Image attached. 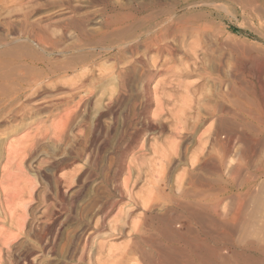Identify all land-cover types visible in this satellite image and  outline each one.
<instances>
[{
    "label": "rangeland",
    "instance_id": "1",
    "mask_svg": "<svg viewBox=\"0 0 264 264\" xmlns=\"http://www.w3.org/2000/svg\"><path fill=\"white\" fill-rule=\"evenodd\" d=\"M34 1L0 0V23L6 18L8 22L9 19H12V23L16 22L12 27L3 25V21L0 25V35L7 36L10 40L8 44L0 45V264H158L164 251L175 248L187 250L185 242L180 239L166 241L167 236L157 218L172 213L175 201L181 200V195L194 194L188 184L190 179L207 175L200 171L192 159H197L202 147H210L207 137L213 125V116L209 113L218 104L228 106L226 108L231 110L230 102L234 100L231 87L237 85L240 102L243 103H239L242 111H246L249 104L254 106V111L258 109L252 101L256 96L264 99V0L211 1L216 4V8L219 7L216 10L219 17H216L212 43L199 47L192 41L187 42L183 50L196 51L195 55L190 53L193 55H190L191 60L194 58L192 61L183 58L181 54L177 56L180 65L177 66L178 70L183 65L188 67L197 62L194 76L155 73L150 79H145L144 68L138 66L136 69L140 71L135 70L127 88H124L127 92L120 89V83L114 74L122 66L129 67L133 59L129 54L119 53L118 59H123L125 63L121 66L114 55L118 52L115 47L120 40H128L132 34L126 33L127 30L121 36L102 32L120 17L124 21L128 17L129 5L134 0H62L64 5L61 7L53 6L56 0H46L47 6L30 18L27 16L33 6L38 7ZM167 1L174 3L173 0ZM147 2L148 0H137L133 2V6H141ZM40 3L45 4L44 0ZM244 6L247 8H243ZM118 15L120 16L117 17ZM42 16H45L44 25L51 34L49 45L52 47L48 45L45 48L47 52L44 53L32 43V38L25 31L26 22L41 20ZM60 20L69 21L63 27L58 25ZM72 20L74 24H71ZM113 29L114 27L111 31ZM82 32L86 34L81 36ZM54 36L58 38L57 41ZM113 46L114 50L110 52L108 47ZM39 59L47 62L41 66L31 63L34 60L38 62ZM148 62L149 65L153 63L151 60ZM140 80L143 82H139ZM83 81L88 83L87 86L92 84L91 87L95 90L83 85ZM186 84L191 90H196V94L190 92L187 95L184 90ZM172 87L176 96L174 99H165L167 102L164 103V109L172 111L169 112L170 116L173 111H180L185 105V110L188 111L185 113V121L189 132L194 130L196 118L206 117L199 128L191 132L192 137L180 145L171 134L175 128L174 116L170 119L166 112L167 114L161 115L162 118L153 117L156 109L154 97L163 98L161 95L165 93L162 92ZM143 90L147 91L146 96ZM119 91L124 92L117 97ZM156 93L157 96L154 95ZM220 99H225V103ZM115 102L118 103V108ZM100 113L103 117L100 116V125L95 127ZM124 114L126 115L123 116ZM242 116V123L246 128L240 126L238 131L241 135L264 136V118L253 120ZM148 119L155 124L164 122L167 129L151 134L143 129ZM259 126L263 132L256 130ZM137 132L140 135L136 144H133L132 138ZM200 138L202 142H199ZM249 145H246L249 152L246 151V156L249 158L247 156L248 159L245 160L243 155L242 158L241 155L232 158L227 169L229 172L231 167H241L238 179L232 181L235 185L231 184L232 187L225 195L222 210L223 213L240 212L241 215L233 234V244L230 249L222 251L227 257V264H255L251 256L259 258L260 255L254 251H245L248 250L246 242L264 235L261 228L264 222V159L260 154L261 148H249ZM248 190L250 193L247 194ZM259 207H263V211ZM174 222L175 230L184 238L193 237L199 242L206 238L202 231L195 228L197 226L190 228L185 219L177 218ZM221 242L219 241V246H215L222 248L224 243ZM211 245L214 246L213 243ZM186 250L188 253L189 249ZM241 253L245 255L239 256ZM191 256L194 259L189 257L187 260L186 257L184 261L172 264H206L201 261L202 257ZM185 261L187 262L184 263Z\"/></svg>",
    "mask_w": 264,
    "mask_h": 264
},
{
    "label": "bare ground",
    "instance_id": "2",
    "mask_svg": "<svg viewBox=\"0 0 264 264\" xmlns=\"http://www.w3.org/2000/svg\"><path fill=\"white\" fill-rule=\"evenodd\" d=\"M8 1V0H7ZM17 1V0H16ZM22 1V0H21ZM33 1V0H32ZM40 1L43 0H35L34 3L38 6L35 7L33 6L32 10L29 13V16L27 17H32L34 15V13H38V10H40V12L42 11L43 7L45 8V6H47L48 2L46 0H44L45 4L43 5V3L41 4ZM60 2H58L56 0V4L54 5L53 2V6L56 7H61V5L63 4L62 0H59ZM67 1V0H65ZM99 1V0H98ZM101 1V0H100ZM137 2V0H134ZM133 1V2H134ZM143 1V0H142ZM150 1V2H149ZM174 3H169L167 0H148L147 3L142 4L141 6H133V2L129 5V9L127 10V18H125L124 21H121L122 18L120 17V19H115L116 21L111 22L109 25H107V30L103 31L102 33H117L120 34L124 31L127 30L128 34H132L130 37H126L128 40H124L122 38V40H120V42L113 47H108V50L110 52H113L114 47L116 49H118V52L114 55L115 60L118 62L119 65L122 66L123 63V59L119 60V53H123L122 55H124V53L131 55V58L133 59V61L130 63L131 65L129 67H124L123 66L119 69L116 70V74H114L115 78L119 81L120 83V89L122 90V88H127L128 83H130V79L133 78L132 75L134 74L135 70L136 71H140V69H136L138 66L143 67L145 74H144V78L145 79H150L151 76H153L155 73H172L175 76L177 75V73L182 74L183 76H187V77H191V75H193V73H195L196 71V67H197V62H194L193 65L186 67H183L182 65V69L178 70L179 68H177V66L179 65L178 63V55H182L184 56L183 58H188L190 61L192 57H190V55L193 53L194 55L196 54V51L192 49H187V50H183V48H185V45L187 42L192 41L194 42L196 45H198L199 47L201 45L204 44H209L211 41H213V33L215 32V24H216V17H219V13L216 12L217 7L216 8V4H212V2H216V0H199V1H195V2H191L188 0H173ZM47 2V3H46ZM102 2V1H101ZM130 2V1H129ZM141 2V1H140ZM145 2V1H144ZM96 3V1L94 2V4ZM100 3V2H99ZM68 4V3H67ZM28 5V4H27ZM26 5V6H27ZM33 5V4H32ZM64 5V4H63ZM103 5V4H100ZM99 5V6H100ZM125 5V4H124ZM218 5V4H217ZM25 6V7H26ZM49 6V4H48ZM116 6V5H115ZM122 6V4H121ZM247 6V5H246ZM24 7V8H25ZM42 7V8H41ZM66 7V5H65ZM98 7V5H97ZM106 7V5H105ZM111 7V6H110ZM120 7V6H119ZM15 8V7H14ZM69 8V7H68ZM77 8V7H76ZM125 8V7H124ZM127 8V7H126ZM125 8V9H126ZM243 8H247V7H243ZM13 9V8H12ZM48 9V8H47ZM59 9V8H58ZM61 9V8H60ZM66 9V8H65ZM64 9V10H65ZM71 8H69L70 10ZM24 10V9H23ZM72 10V9H71ZM101 10V9H99ZM103 10L106 11V8ZM114 10V9H113ZM73 11V10H72ZM71 11V12H72ZM112 11V10H111ZM119 11V10H118ZM121 11V8H120ZM125 11V10H124ZM140 11V12H139ZM74 12V11H73ZM115 12V11H114ZM8 13V12H7ZM43 13V12H42ZM76 13V12H75ZM118 13V12H116ZM122 13V12H119ZM104 14V13H103ZM106 14V13H105ZM104 14V15H105ZM108 14V13H107ZM110 14V13H109ZM108 14V15H109ZM103 15V16H104ZM24 16V15H23ZM37 16V15H36ZM86 16V15H85ZM112 16V15H111ZM114 16V15H113ZM120 15H118L117 17H119ZM141 16V17H140ZM42 16L40 17L41 20H34V21H28L27 23V27H25V31L26 34H28L29 38H32V43L38 47L40 50L45 51V48L49 45V30L48 27L46 25H44V22L46 20L43 19ZM108 17V16H107ZM115 17V18H117ZM26 19V17H24ZM59 18V17H58ZM70 18V17H69ZM68 18V19H69ZM109 18V17H108ZM1 19V18H0ZM21 19V18H20ZM34 19V18H33ZM48 19V18H47ZM67 19V18H66ZM10 21L12 19H9ZM27 20V19H26ZM3 21V19H2ZM1 21V23H2ZM8 22V19L6 18L5 21H3V25H5L6 27H12L14 23L12 22ZM57 21V20H56ZM69 20H65L62 21L60 20L59 24L60 26L66 25V23H68ZM81 21V20H80ZM112 21V19H111ZM71 24L73 23V20L70 21ZM69 22V23H70ZM78 22V21H77ZM87 22V21H86ZM122 22H126L125 24ZM0 23V25H1ZM23 23V22H22ZM56 23V22H54ZM75 23V22H74ZM73 23V24H74ZM81 23V22H80ZM78 22V24H80ZM82 24V23H81ZM80 24V25H81ZM107 24V23H106ZM76 26V25H75ZM102 26V25H101ZM106 26V25H105ZM4 27V26H3ZM57 27V26H56ZM64 27V26H63ZM62 27V29H63ZM114 27L113 31L112 28ZM69 28V26H68ZM67 28V30H68ZM79 28V26H78ZM77 28V29H78ZM104 28V27H103ZM138 28V29H137ZM50 29V28H49ZM59 29V28H58ZM86 29V27L84 28ZM100 29V28H99ZM4 30V29H3ZM9 30V29H7ZM64 30V29H63ZM103 30V29H101ZM214 30V32H213ZM81 31V30H80ZM83 31V29H82ZM85 31V30H84ZM217 31V30H216ZM5 32V31H4ZM57 32V31H56ZM55 32V33H56ZM59 32H61L59 30ZM73 32V29L72 31ZM78 32V30H77ZM86 32V31H85ZM84 32V33H85ZM125 32V31H124ZM75 33H76V29H75ZM83 32L81 34L85 35ZM18 34V33H17ZM124 34V33H123ZM122 36H125L123 35ZM128 34L126 36H128ZM51 35V34H50ZM57 35V34H56ZM80 35V34H79ZM109 35V37H110ZM63 36V34H62ZM96 36V35H95ZM117 36V35H116ZM55 37V36H54ZM86 37V36H85ZM83 37V38H85ZM88 37V36H87ZM108 37V36H107ZM119 37V35H118ZM15 38V37H14ZM78 38V37H77ZM89 38V37H88ZM91 38V37H90ZM113 38V37H112ZM9 38L6 37H2V35H0V45H5L8 44L7 42L10 40H8ZM56 39V37H55ZM58 39V38H57ZM56 39V41H57ZM86 39V38H85ZM107 39V38H106ZM115 39V38H114ZM60 40V39H59ZM64 40V39H63ZM84 40V39H83ZM88 40V39H87ZM103 40V39H102ZM102 40H100L102 42ZM109 40V39H107ZM106 40V41H107ZM216 40V39H215ZM62 41V40H60ZM99 41V43H101ZM105 41V40H103ZM51 42V41H50ZM83 42V41H82ZM86 42V41H85ZM97 42V41H96ZM13 43V42H12ZM109 43V42H108ZM112 43V42H111ZM212 43V42H211ZM26 44V43H25ZM55 45V43H54ZM87 45V44H86ZM102 45V44H101ZM194 45V44H193ZM28 46V45H27ZM50 46V45H49ZM104 46V45H102ZM101 46V47H102ZM108 46V45H107ZM51 47V46H50ZM55 47V46H54ZM195 47V46H193ZM202 47V46H201ZM30 48V47H29ZM52 48V47H51ZM207 48V47H206ZM33 49V48H32ZM31 49V50H32ZM29 50V49H28ZM37 50V49H36ZM52 50V49H51ZM33 51V50H32ZM39 51V50H38ZM209 51V50H208ZM13 52V51H12ZM11 52V53H12ZM47 52V51H45ZM103 52V51H102ZM198 52V51H197ZM191 53V54H190ZM20 54V53H19ZM25 54V53H24ZM23 54V55H24ZM125 54V56H126ZM41 55V54H40ZM44 55V54H43ZM17 56V55H16ZM102 56V55H101ZM105 56V55H104ZM193 56V55H191ZM113 57V56H111ZM196 57V56H195ZM14 58V56H13ZM26 58V57H25ZM113 58V60H114ZM182 58V57H181ZM198 58V57H197ZM18 59V58H17ZM127 59H129V57H127ZM196 59V58H195ZM21 60V59H20ZM40 61L36 62L35 60L32 61L31 63L34 64L35 66H41V65H45V63L47 62L45 59H39ZM111 60V59H110ZM153 61L152 65H149L148 61ZM188 60V61H189ZM203 60V59H202ZM46 61V62H45ZM87 61V60H86ZM80 62V60H79ZM125 62H127V60H125ZM181 63V62H180ZM86 64V63H85ZM117 65V64H116ZM200 65V64H199ZM1 66V64H0ZM84 66V65H83ZM127 66V65H125ZM201 66V65H200ZM205 66V64H204ZM87 67V66H86ZM140 67V68H141ZM180 67V65L178 66ZM30 68V67H29ZM142 68V69H143ZM177 68V69H176ZM201 68V67H200ZM95 69V67L93 68ZM92 69V70H93ZM108 69V68H107ZM115 70V67H114ZM178 70V71H177ZM86 71V70H85ZM91 71V70H90ZM103 71V70H102ZM107 71V70H106ZM206 71V70H205ZM88 72V71H87ZM105 72V71H104ZM108 72V71H107ZM114 72V71H113ZM93 73H95L93 71ZM139 73V72H138ZM197 73V72H196ZM202 73V72H201ZM82 74V73H81ZM100 74V73H99ZM98 74V76H99ZM143 74V72H142ZM198 74V73H197ZM92 75V74H90ZM94 75V74H93ZM92 75V76H93ZM137 75V74H135ZM139 75V74H138ZM157 75V74H156ZM173 75V76H174ZM204 75V74H203ZM95 76V75H94ZM112 78L114 77L113 74L111 75ZM110 76V77H111ZM168 76V75H167ZM172 76V75H171ZM194 76V75H193ZM88 78V76H86ZM139 77V76H138ZM143 77V75L141 76ZM182 77V76H181ZM199 77V76H197ZM82 78V77H81ZM85 78V77H84ZM90 78V76H89ZM88 78V79H89ZM93 78V77H92ZM99 78V77H98ZM143 78V80H144ZM166 78V77H165ZM103 79H105V76L103 77ZM114 79V78H113ZM139 79V78H138ZM142 79V78H141ZM87 80V79H86ZM94 80H96L94 78ZM115 80V79H114ZM116 80V82H117ZM137 80V79H136ZM135 80V81H136ZM169 80V79H168ZM174 80V79H173ZM172 80V82H173ZM176 80V79H175ZM88 81V80H87ZM86 81V82H87ZM134 81V80H133ZM146 81V80H145ZM151 81V80H150ZM181 81V80H180ZM84 82V81H83ZM101 82V81H100ZM108 82V81H107ZM107 82H105L107 84ZM115 82V83H116ZM139 82H143V81H139ZM170 82V84L172 83ZM182 82V81H181ZM102 83V82H101ZM114 83V84H115ZM119 83H117L119 85ZM137 83V82H136ZM164 83V82H163ZM234 83V82H233ZM236 83V82H235ZM88 84V83H87ZM87 84L84 82L83 85ZM135 83H133L134 85ZM148 84V83H147ZM167 84L169 85V82H167ZM174 84V83H173ZM172 84V86H173ZM92 84H89V89L91 87ZM111 85V84H110ZM132 85V84H131ZM177 85V84H176ZM189 85V84H188ZM234 85V84H233ZM239 85V84H238ZM262 85V84H261ZM81 86V85H80ZM85 86V87H86ZM87 86V87H88ZM115 86V85H114ZM144 86V85H143ZM146 86V85H145ZM228 86V85H227ZM86 87V88H87ZM102 87V86H100ZM118 87V86H117ZM138 87V86H137ZM163 87V85H162ZM79 88V87H78ZM92 88V87H91ZM94 88V87H93ZM92 88V89H93ZM116 88V87H115ZM142 88V87H141ZM149 87L147 86V89ZM161 88V87H160ZM167 88H169L167 86ZM231 88H233V94L232 97H234L233 101H231V105L229 108H231V110L229 111L226 107L221 106L220 104H218V106L212 111V113H209L210 115L213 116V125H211L209 132H208V137H207V144H209V148L206 147H202V151L200 152V154L198 155L197 159L195 158L192 159L198 167L200 169V171L206 172L207 175H204L201 178H197V179H190L189 181V185L191 186L194 194L192 196L188 195V194H183L180 196L181 200L175 201L176 205L173 210L172 213L169 212V214H167V216H163V217H159L157 218L158 223L160 224L162 231L166 234L165 236H167V240H182L185 242V245L187 246V250L189 251L188 253L191 255H195L196 257H202L203 259H201V261H204V263L206 262V264H216V263H223V264H227V257L222 253L223 250H226L227 248L230 249V245L233 244V234L236 230L237 224L240 220L241 215H239L240 212L232 214V213H223V205H225V195L229 192V188L232 187L230 186L231 184H234V182H232L233 180H235L236 178L238 179L239 173L241 172V167L240 166H234L231 167L229 172L227 169H229V165L231 164V159L241 155L240 158H242V155L244 156L243 159L247 160L249 158H247L246 156V151L248 152V148L247 146L249 145L251 147H259L261 148L262 153L258 152L261 154V156H263L264 159V136L261 134H253V135H241L239 133V129L241 128L240 126L242 125V127L246 128V125L244 126V124L242 123V115L250 118V119H257V118H264V99L261 97L260 99L256 96V98H253V104H255L258 109H255L254 111V106L252 107L251 104L247 105V109L245 111V109L242 111L239 103L240 102V93L239 91H237V85L232 86ZM231 88L229 89L231 91ZM240 88V87H238ZM131 89V88H130ZM145 89V88H144ZM165 89V88H163ZM171 89V88H170ZM169 89V90H170ZM224 89V88H223ZM242 89V88H241ZM95 90V88H94ZM126 91V89H124ZM139 90V88H138ZM146 90V89H145ZM167 91L166 92H162L165 94H162L161 96H163V98L158 97L157 93L154 94L157 97L155 100V105H156V109L154 111V119L156 117H160L162 118V114H167L166 112H168L169 116H170V112L169 110L166 111L164 109V103H166L167 101L165 99H174V93H173V87H172V91ZM187 92H185L187 95L190 92H195L196 90H191L190 86H185V89ZM227 90V89H226ZM117 91V90H116ZM141 91V90H140ZM144 91V90H143ZM163 91V90H162ZM183 91V90H182ZM228 91V90H227ZM114 92V91H113ZM124 92V91H122ZM121 91H119V94L117 95L120 96ZM127 92V91H126ZM125 92V94H126ZM145 92V91H144ZM147 92V91H146ZM145 95L146 96V93ZM150 92V91H149ZM148 92V93H149ZM152 92V91H151ZM199 92V91H198ZM143 93V92H142ZM227 93V92H226ZM232 93V92H230ZM117 94V93H116ZM124 94V93H123ZM152 94V93H151ZM196 94V92H195ZM115 95V94H114ZM142 95V94H141ZM178 95V94H177ZM180 95V94H179ZM204 95V94H203ZM222 95V94H221ZM251 95V94H249ZM257 95V94H256ZM113 96V95H112ZM116 96V95H115ZM143 96V95H142ZM143 96V97H144ZM195 96V95H194ZM206 96V95H204ZM203 96V97H204ZM220 96V95H219ZM227 96V95H226ZM225 96V97H226ZM98 97V96H97ZM111 97V96H110ZM142 97V98H143ZM183 97V96H182ZM222 98V96H220ZM224 97V96H223ZM105 98V97H104ZM123 98V97H122ZM192 98V97H191ZM195 98V97H194ZM229 102V96L227 97ZM227 98H225L227 100ZM150 99V97H149ZM180 99V98H179ZM202 99V98H201ZM210 99V98H209ZM225 99H220L223 100L225 103ZM67 100V99H66ZM116 100V99H115ZM118 100V98H117ZM183 100V99H180ZM190 100V99H189ZM188 100V101H189ZM197 99H195L196 101ZM124 101V100H123ZM126 101V100H125ZM169 101V100H168ZM192 101V100H191ZM215 101V100H214ZM145 102V100H144ZM245 102V101H244ZM122 103V102H121ZM148 103V102H147ZM150 103V102H149ZM153 103V104H154ZM190 103V102H188ZM192 103V102H191ZM115 104H117V108H118V103L115 102ZM126 104V103H125ZM134 104V103H133ZM151 104V103H150ZM187 104V103H186ZM196 104V103H195ZM228 104V103H227ZM243 104V103H242ZM252 104V105H253ZM121 105V104H120ZM123 105V104H122ZM245 105V104H244ZM103 106V105H102ZM135 106V105H134ZM146 106V105H145ZM151 106V105H149ZM154 106V105H153ZM191 106V105H190ZM197 106V105H196ZM98 107V106H97ZM104 107V106H103ZM109 107V106H108ZM144 107V106H143ZM180 107V106H179ZM183 107V106H182ZM181 107V108H182ZM192 107V106H191ZM190 107V108H191ZM245 107V106H244ZM105 108V107H104ZM111 108V106H110ZM109 108V109H110ZM114 108V107H113ZM150 108V107H149ZM189 108V109H190ZM210 108V107H209ZM256 108V107H255ZM120 109V108H119ZM146 109V108H145ZM108 110V109H107ZM111 110V109H110ZM109 110V111H110ZM122 110V109H121ZM147 110V109H146ZM149 110V109H148ZM147 110V112H149ZM98 111V109H97ZM108 111V112H109ZM100 112V111H99ZM107 112V114H108ZM121 112V111H120ZM124 112V111H122ZM170 112V113H169ZM182 114H181V113ZM188 112L185 110V105L183 107V109H181L179 111V109H177L176 111H173V115L171 114L170 119H172V117L174 116L175 118V125H174V131L171 132L172 136L174 139L177 140V142L179 143V145L184 142L186 139H188L189 137H192L193 133H191L192 131L194 132L196 129L199 128L200 124L203 122V120H205L204 117H200V119L196 118L197 121H195L194 123V130H192L191 132L188 131V127H187V123L185 121V113ZM192 112V111H191ZM189 112V113H191ZM208 112V110H207ZM110 113V112H109ZM112 113V112H111ZM125 113V112H124ZM244 113V114H243ZM116 114V113H115ZM114 114V115H115ZM127 114V113H126ZM126 114H124L123 116H125ZM142 114V113H141ZM197 114V113H196ZM99 116L96 118V126L100 125V116L103 117L102 113L98 114ZM147 115V114H146ZM109 116V115H107ZM112 116V114L110 115ZM204 116V115H203ZM206 116V115H205ZM106 117V116H105ZM143 117H145V115H143ZM192 117V116H191ZM211 117V116H210ZM128 118V117H127ZM126 117H124V119H127ZM140 119V118H139ZM195 119V118H194ZM249 119V120H250ZM135 120V119H134ZM142 120V119H141ZM207 120V119H206ZM244 120V119H243ZM248 120V119H247ZM116 121V120H115ZM143 121V120H142ZM164 121V120H163ZM156 122V121H155ZM81 123V122H80ZM94 123V122H93ZM130 123V122H129ZM172 123V122H171ZM256 123V122H255ZM264 123V122H263ZM125 124V123H124ZM127 124V123H126ZM191 124H193V122H191ZM253 124V122H252ZM136 125V124H135ZM202 126V125H201ZM94 127V126H93ZM109 127V126H108ZM114 127V126H113ZM131 128V126H129ZM88 128V127H87ZM102 128V126H101ZM117 128V127H116ZM129 128V129H130ZM139 128V127H138ZM172 128V129H173ZM176 128H179L181 131H178V129L176 130ZM202 128V127H201ZM244 128V129H245ZM92 129V128H91ZM95 129V128H94ZM97 129V128H96ZM95 129V130H96ZM132 129V128H131ZM130 129V130H131ZM135 129V128H134ZM143 129L150 132L151 134H153L155 131H162L167 129V125L164 122H160L158 124H155L154 122L150 121L149 119L147 120V122H145ZM243 129V128H242ZM252 130V128H250ZM249 129V130H250ZM113 130V129H112ZM141 130V129H140ZM256 130H259L258 132H263L262 127L259 126L256 128ZM83 131V130H82ZM94 131V130H93ZM97 131V130H96ZM104 131V130H103ZM124 131V130H123ZM122 131V132H123ZM142 131V130H141ZM245 131V130H244ZM254 131V129H253ZM88 132V131H87ZM98 132V131H97ZM109 132H110V128H109ZM170 132V131H169ZM247 132V131H246ZM255 132V131H254ZM89 133V132H88ZM125 133V132H124ZM127 133V132H126ZM100 134V133H99ZM123 134V133H122ZM135 134V133H134ZM205 134V133H204ZM202 134V135H204ZM244 134V133H242ZM247 134V133H246ZM263 134V133H262ZM103 135V134H102ZM118 135V134H117ZM140 133L137 132L136 136L132 138V143L134 144L136 142V140L138 139ZM144 135V134H143ZM155 135V134H153ZM124 136V135H123ZM129 136V135H128ZM157 136V135H156ZM206 136V135H205ZM93 137V136H92ZM117 137V136H116ZM119 137V136H118ZM122 137V136H121ZM141 137V136H140ZM195 137V136H194ZM201 137V136H200ZM85 138V137H84ZM91 138V137H90ZM99 138V137H98ZM106 138V137H105ZM86 139V138H85ZM129 139V137H128ZM87 140V139H86ZM117 140V139H116ZM89 141V140H87ZM120 141V140H119ZM125 141V140H124ZM131 141V140H130ZM206 141V140H205ZM99 142V141H98ZM128 142V141H127ZM138 142V141H137ZM167 142V141H166ZM199 142H202V138L199 139ZM103 143V142H102ZM120 143V142H119ZM169 143V142H168ZM107 144V142L105 143V145ZM131 144V143H130ZM129 144V145H130ZM132 144V145H133ZM136 144V143H135ZM157 144V143H156ZM155 144V146H156ZM186 144V143H185ZM172 145V144H171ZM177 145V144H176ZM204 145V143H203ZM247 145V146H246ZM255 145V146H254ZM86 146V145H85ZM100 146V145H99ZM117 146V145H116ZM125 146V145H124ZM134 146V145H133ZM174 146V145H173ZM109 147V146H108ZM127 147V146H126ZM132 147V146H131ZM130 147V148H131ZM162 147V146H161ZM172 147V146H171ZM256 147V148H257ZM95 148V147H94ZM124 148V147H123ZM129 148V147H128ZM129 148V149H130ZM174 148V147H173ZM201 148V147H200ZM74 149V148H73ZM86 149V148H85ZM103 149V148H102ZM187 149V148H186ZM253 149V148H252ZM78 150V149H77ZM113 150V149H112ZM119 150V149H118ZM154 150V149H153ZM164 150V149H163ZM127 151V150H126ZM143 151V150H142ZM155 151V150H154ZM172 151V150H171ZM174 151V150H173ZM198 151V150H197ZM251 151V150H250ZM256 151V150H255ZM254 151V152H255ZM86 152V151H85ZM119 152V151H118ZM178 152V151H177ZM187 152V151H186ZM77 153V152H76ZM156 153V152H155ZM197 153V152H195ZM249 153V152H248ZM98 154V153H97ZM100 154V153H99ZM252 154V151H251ZM31 155V154H30ZM165 155V154H164ZM196 155V154H195ZM253 155V154H252ZM258 155V154H257ZM73 156V155H72ZM81 156V154H80ZM192 156V155H191ZM256 156V154H255ZM259 156V155H258ZM253 156H251L252 159ZM165 158V157H164ZM194 158V157H193ZM260 158V157H259ZM237 159V158H236ZM258 159V158H257ZM67 160V159H66ZM191 160V161H192ZM121 161V160H120ZM173 161V160H172ZM180 161V160H179ZM250 161V160H249ZM83 162V161H82ZM88 162V161H87ZM165 162V161H164ZM238 162V161H237ZM242 161H240L241 163ZM245 162V161H244ZM259 162V160H258ZM113 163V162H112ZM239 163V164H240ZM88 164V163H87ZM119 164V163H118ZM247 164V161L246 163ZM95 165V164H94ZM169 165V164H167ZM93 166V165H92ZM118 166V165H117ZM116 166V167H117ZM164 167V165H162ZM89 167V166H88ZM97 167V166H96ZM169 167V166H168ZM95 168V166H94ZM161 168V167H160ZM83 169V168H82ZM93 169V168H92ZM122 169V168H121ZM262 169V168H261ZM78 170V169H77ZM227 170V171H226ZM89 171V170H88ZM264 171V170H263ZM79 172V171H78ZM76 172V173H78ZM261 172V171H260ZM92 173V172H91ZM130 173V172H129ZM75 174V173H74ZM97 175V174H96ZM262 175V174H261ZM264 175V174H263ZM169 177V176H168ZM258 179V178H257ZM126 182V181H125ZM71 183V182H70ZM129 183V182H128ZM67 184V183H66ZM120 184V183H119ZM157 185V184H156ZM187 185V184H186ZM235 185V184H234ZM240 185V183H239ZM263 185V184H262ZM160 186V185H159ZM126 187V186H125ZM168 187V186H167ZM235 188V187H234ZM235 190V189H234ZM149 191V190H148ZM191 191V190H190ZM251 191V190H250ZM234 192V191H233ZM249 190L247 191L248 194ZM77 193V192H76ZM118 193V192H117ZM191 193V192H190ZM250 193V192H249ZM231 194V193H230ZM229 194V195H230ZM233 194V193H232ZM254 194V193H253ZM67 195V194H66ZM131 195V194H130ZM153 195V194H152ZM113 196V195H112ZM132 196V195H131ZM236 196V195H235ZM241 196V195H240ZM114 197V196H113ZM130 197V196H129ZM178 197V196H177ZM246 197V196H245ZM115 198V197H114ZM133 198V197H132ZM168 198V197H167ZM230 198V197H227ZM252 198V196H251ZM250 198V199H251ZM259 198V197H258ZM76 199V198H75ZM151 199V198H150ZM128 200V199H127ZM130 200V199H129ZM262 200V199H261ZM250 201V200H249ZM110 202V201H109ZM112 202V201H111ZM135 202V201H134ZM174 202V200L172 201ZM133 203V202H132ZM144 202H142L143 204ZM145 204V203H144ZM250 204V203H248ZM261 204V203H260ZM146 205V204H145ZM144 205V206H145ZM162 205V204H161ZM259 205V204H258ZM257 205V206H258ZM109 206V205H108ZM261 206V205H260ZM264 206V205H263ZM137 207V206H136ZM148 207V206H147ZM156 207V206H155ZM154 207V208H155ZM162 207V206H161ZM263 207H259V210H262ZM164 209V208H163ZM172 209V208H171ZM257 209V208H256ZM105 210V209H104ZM107 210V209H106ZM167 213V212H166ZM177 218H183L185 219L188 224L191 226L190 228H193L192 226H197L195 228L199 229V231H202L203 236H205L206 238L204 239V241H196L193 237L192 238H184L182 236L181 233L177 232L174 228V224H175V220ZM181 221V220H180ZM153 222V221H152ZM125 223V222H124ZM154 223V222H153ZM177 223V222H176ZM104 224V223H103ZM117 224V223H116ZM123 224V223H122ZM99 225V224H98ZM179 226V225H178ZM261 228L264 230V222L262 223ZM114 229V228H113ZM156 233V232H155ZM163 233V235H164ZM264 234V233H263ZM152 237V236H151ZM201 237V235H200ZM199 237V238H200ZM250 237V236H248ZM153 238V237H152ZM166 238V237H165ZM164 238V239H165ZM198 239V238H197ZM248 239V238H247ZM199 240V239H198ZM155 240H152V242H154ZM179 241V240H178ZM219 241H222L221 243H224V246L221 247H217L215 245L219 244ZM247 241V240H246ZM151 242V243H152ZM156 242V241H155ZM177 242V241H176ZM183 242V243H184ZM157 243V242H156ZM155 243V244H156ZM175 243V242H174ZM211 243H213L214 246L211 245ZM150 244V243H149ZM154 244V243H153ZM154 244V245H155ZM158 244V243H157ZM156 246H159L157 245ZM163 245V244H162ZM166 245V244H165ZM172 245V244H171ZM184 245V244H182ZM185 246V247H186ZM219 246V245H218ZM246 246L248 248V250L245 249V251L247 252H252L254 251L256 254L260 255L259 258H255V256H251L253 258V261L255 264H263L264 263V235L263 236H257L253 239H249V241L246 242ZM158 248V247H156ZM174 248V247H173ZM162 250V249H161ZM186 249L184 248H175V249H171L170 251L167 252H163L161 254V257L158 261V264H172L173 262H182L181 260L184 261V259L189 260V257H194L189 255L188 253L185 252ZM186 250V251H187ZM240 255H245L243 253L238 254ZM158 256V255H157ZM150 257V256H149ZM159 257V256H158ZM182 258V259H181ZM194 259V258H192ZM191 259V260H192ZM190 260V262H191ZM196 260V259H195ZM199 260V259H198ZM187 261H185L184 263H186ZM193 262V261H192ZM191 262V263H192ZM189 263V262H188ZM194 263V262H193ZM196 263V262H195ZM202 263V262H201ZM180 264V263H179ZM249 264V263H247Z\"/></svg>",
    "mask_w": 264,
    "mask_h": 264
}]
</instances>
